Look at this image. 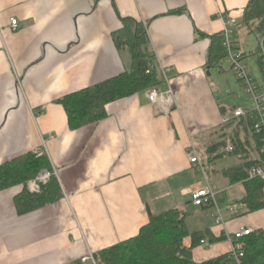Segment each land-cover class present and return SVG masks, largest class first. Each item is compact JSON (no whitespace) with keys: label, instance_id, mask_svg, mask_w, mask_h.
<instances>
[{"label":"crops","instance_id":"crops-1","mask_svg":"<svg viewBox=\"0 0 264 264\" xmlns=\"http://www.w3.org/2000/svg\"><path fill=\"white\" fill-rule=\"evenodd\" d=\"M248 1L0 0V165L40 149L36 156L48 167L37 176L55 172L61 193L21 214L15 198L23 186L0 192V264H81L88 252L136 236L149 215L170 210L184 213L189 235L208 244L183 239L197 264L226 256V235L240 228L264 234V206L250 212L240 203L244 186L227 175L242 159H260V147L247 120L225 124L240 106L218 96L207 66L210 37L227 17L236 20L239 48ZM121 19L144 25L164 96L156 104L147 91L117 100L106 105L105 119L71 131L55 101L131 70L129 50L113 41ZM236 136L243 148L231 155L226 147ZM191 147L204 175L189 163ZM37 176L26 185L32 199L50 181L37 183ZM205 184L216 193L224 226L214 223L213 207L191 203L190 192ZM231 205L237 209L229 212Z\"/></svg>","mask_w":264,"mask_h":264},{"label":"trees","instance_id":"trees-1","mask_svg":"<svg viewBox=\"0 0 264 264\" xmlns=\"http://www.w3.org/2000/svg\"><path fill=\"white\" fill-rule=\"evenodd\" d=\"M171 13L179 14L180 11ZM120 23L121 29L113 33V41L118 48L129 50L132 60L131 70L67 94L55 101L63 108L71 131L105 119L106 105L148 91L159 84V74L154 57L149 52L144 25L132 19H121ZM241 24L249 34L263 29L264 0L248 1ZM225 58L221 33L211 36L207 66L216 68ZM257 64L259 66L258 61ZM148 69L150 73L147 74ZM244 127L246 131L252 133L249 122L245 123ZM253 137L260 147V159H264L263 145L255 135ZM232 141L231 155L240 154L243 148L241 141L237 136ZM224 144L222 140L217 146L224 147ZM242 161L243 164L230 169L227 175L231 182L242 183L246 195L240 203L252 212L264 206L261 200L264 179L248 177L249 169L256 165L255 159L251 161L242 159ZM47 167L46 157H37L34 153H27L0 165V192L13 186H23V190L15 198L16 207L21 214L34 211L59 199L60 189L53 176L47 184L41 186L42 192L38 198L32 199L26 190L27 183ZM187 236L192 238L193 244L202 238L196 234L189 235L184 213L170 210L155 216L149 215L148 223L136 236L94 253V256L97 264H197L192 260L190 249L183 247V239ZM244 242L242 264H264V234L261 231H253ZM228 262L226 255L199 264H228Z\"/></svg>","mask_w":264,"mask_h":264},{"label":"built area","instance_id":"built-area-1","mask_svg":"<svg viewBox=\"0 0 264 264\" xmlns=\"http://www.w3.org/2000/svg\"><path fill=\"white\" fill-rule=\"evenodd\" d=\"M236 20L233 18L227 17L225 19V26L223 31L221 32V36L223 38V47L226 53V58L231 63V72L237 79V81L241 84L244 92L250 96L252 102V108L245 107H236L232 111V118L225 120V124L229 123L230 120H247L251 125V131L253 135H255L259 141L263 145L262 152L264 153V27L258 32L256 36L257 41V49L255 52L257 61L259 62V67L261 70L262 84H259L255 81L253 77L250 76L249 70L246 66L241 64V60L244 58L243 54H240L237 51V45L234 41L232 35V29L236 26ZM11 30L14 32L18 28V23L16 20H11L10 22ZM147 74L150 73V69L147 70ZM162 74L165 78V71L162 70ZM163 94L158 86H153L150 88L146 97L151 104L158 103L162 98ZM43 149L44 142H43ZM42 149V150H43ZM226 150L228 152L233 151V145L228 141ZM35 155H42L39 151L34 152ZM189 163L195 166L203 175L205 174V170L203 165L201 164L197 152L194 147H191L188 152ZM256 165L251 167L248 171L249 179L254 178H264V159H256ZM55 177L56 173L44 171L40 173L37 178V183H45L51 177ZM37 189V188H36ZM215 191L208 185L201 189H194L190 192L191 203L195 207L203 208V207H213L215 210L214 223L217 226H224V221L222 218V214L218 209V206L215 202ZM237 209L236 205H233L231 208H228L229 212ZM253 233L251 229L248 228H240L233 235H226V240L229 243V252L227 254L228 264H242V259L244 258V249H245V238L250 236ZM199 245L207 248L208 244L204 240L199 241ZM81 264H97L96 258L93 253L88 252L85 256L80 259Z\"/></svg>","mask_w":264,"mask_h":264},{"label":"rangeland","instance_id":"rangeland-1","mask_svg":"<svg viewBox=\"0 0 264 264\" xmlns=\"http://www.w3.org/2000/svg\"><path fill=\"white\" fill-rule=\"evenodd\" d=\"M257 35L258 31H255L252 34H247L243 31L238 33L236 32V37L238 38L239 42V48L237 51L240 54L243 53L244 55V58L241 60V64L246 66L249 70L250 76L253 77L257 83L261 84V73L259 71V66L257 64V58L255 55L257 49ZM250 53H252L254 56H251ZM220 68H222L223 71H221ZM230 68V61L228 59H224L221 65H219V68L217 67L213 69L214 73H212L211 78H217L223 92L218 96L221 99H228L227 101H229L230 106L252 108L250 96L244 92L241 84L237 81ZM232 206L233 205H231L230 208Z\"/></svg>","mask_w":264,"mask_h":264}]
</instances>
